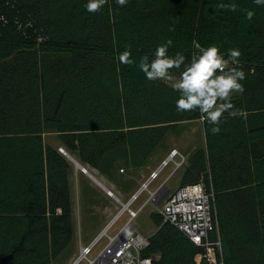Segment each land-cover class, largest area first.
Segmentation results:
<instances>
[{
	"label": "rangeland",
	"instance_id": "1",
	"mask_svg": "<svg viewBox=\"0 0 264 264\" xmlns=\"http://www.w3.org/2000/svg\"><path fill=\"white\" fill-rule=\"evenodd\" d=\"M31 1H37L36 9L40 7V17L45 20H40L43 32L37 31L39 42L53 37L57 42L75 39L83 45L109 42L156 48L172 31L169 13L180 6L190 12L198 9V0H127L124 7L116 0H107L99 12L89 13L85 8L88 0ZM251 34L254 50L264 52V5L256 14ZM9 35L22 36L13 27ZM182 69L172 72L178 75ZM178 97L179 93L165 81L122 80L115 59L106 55L38 44H1L0 264L30 229L37 203L49 200L52 184L65 187L69 193L71 215L57 222L61 209L36 221L37 233L29 237L26 251L13 264H72L81 246L89 245L123 207L117 198L112 202L103 198L102 190L94 185L95 194L85 202L76 183L75 162L62 154L60 147L78 161L80 155L93 161L79 162L115 188L123 202L173 149L179 150L186 161L169 178L168 188L175 191L199 181L207 190L215 191L217 221L210 239L220 241L224 234L232 252L229 264H264L262 241L255 231L243 227L234 197L236 189H244L250 192L255 211L264 204L256 198L251 169L252 157L264 153V141L250 142L247 138L250 128L264 124V72L259 77L250 76L242 94L232 95L234 110L242 114L232 117L225 112L216 135L211 132L213 125L201 124L198 110L178 112ZM61 98L60 112L52 120ZM70 145L79 149L72 150ZM55 150L66 162L52 170ZM173 166L172 162L166 166L150 188L164 181ZM148 197L147 191L141 193L133 208L140 207ZM163 204L148 202L142 208L133 220L139 232L154 237L166 222L159 225L156 221ZM127 219V213L121 215L109 233H116ZM161 233L166 236L159 239L169 246L164 259L174 258L172 262L177 264L178 256L181 259L180 254L188 252L192 256L186 264H209L206 260L197 262L203 249L192 245L175 226L166 225ZM106 242L103 236L91 257ZM155 255L156 260L161 259V253ZM79 264H88V260Z\"/></svg>",
	"mask_w": 264,
	"mask_h": 264
},
{
	"label": "trees",
	"instance_id": "2",
	"mask_svg": "<svg viewBox=\"0 0 264 264\" xmlns=\"http://www.w3.org/2000/svg\"><path fill=\"white\" fill-rule=\"evenodd\" d=\"M220 3H236L238 9L235 12L221 10L217 7ZM36 4L37 1L32 2L31 0H0V17H2L0 20V45L8 44L12 47H30L38 44L45 48H57L67 52L88 51L95 54L106 55L115 59L117 71L122 80L126 82L140 83L147 80L138 67L121 64L118 60V54L125 50H130L132 58L138 62L139 58L143 55H148L150 59L153 58L156 48L144 46L142 44L123 45L109 42L83 45L78 43L75 39L57 42L53 37L39 42L37 39V31L43 32L41 21L45 22V20L40 17V7L36 9ZM261 7L262 5H256L254 0H198V9H195L194 12L193 10L191 12L187 11V9L182 6L178 7L176 11L169 13L173 22L172 31L168 35V39L173 41L172 46L168 50L169 55L181 52L186 58H190L193 52L196 51L193 41H196L204 47L213 43L216 44L219 47L220 52L225 55V59L228 58L227 50L238 48L241 52V56L239 57L240 65L246 76V79L240 81V83L245 89L247 80L250 76L259 77L264 72V52L254 50V40L251 34V26ZM247 10H252L255 13L251 20L246 19ZM26 23H30V27L24 28ZM19 26H21L20 29H18ZM12 27L17 29L22 36L16 38L13 35H9ZM62 104L63 98L59 100L56 106V114L52 120L57 118ZM247 138L250 142L264 141V124L250 128L247 133ZM70 147L72 150L79 149L78 145H70ZM68 153L71 154L69 151ZM52 154L51 162L54 164V169L52 170H55L60 163L66 161L60 152L58 153L55 150L52 151ZM79 161L84 164L85 162L90 164L93 163V161H87L83 155L79 156ZM64 166H68V163H65ZM251 169L256 198L263 203L264 153L252 157ZM67 181L68 179H66L65 175V183H67ZM250 195V192L244 189H236L234 197L240 207V219L243 223V227H248V230L255 231L258 240L261 239L264 248V204L260 206L259 211H255L252 206ZM30 207H33V201L31 202ZM58 209H62V213L57 215V222L66 221L69 219L72 212V202L65 187L52 184L49 200L47 202L42 201L37 203V210L33 211L32 214L30 229L24 234L21 242L15 247L13 252L2 260L1 264L16 263L15 258L21 256L26 251L27 247L25 244L29 237L37 233L34 228V223L40 218L48 216L50 213L55 215ZM157 215L159 216V219L156 221L160 225L164 218L160 212L157 213ZM166 225L172 226L166 221L155 233L154 237H150V245L144 251L145 255H152L154 257V264H174L172 262L174 258L164 259L165 252L169 246L166 245L162 238L159 239V236H166L161 233L166 228ZM185 237L192 245H194L186 235ZM221 243L224 264H229L232 252L223 233H221ZM156 252L161 253V259L156 260ZM180 256L182 258L179 259L178 256L177 264H186L185 262H190L192 254L187 252L185 254L181 253Z\"/></svg>",
	"mask_w": 264,
	"mask_h": 264
},
{
	"label": "built area",
	"instance_id": "3",
	"mask_svg": "<svg viewBox=\"0 0 264 264\" xmlns=\"http://www.w3.org/2000/svg\"><path fill=\"white\" fill-rule=\"evenodd\" d=\"M59 151L64 155H69L63 147H60ZM185 161L183 154L173 149L127 201L123 202L118 199L123 207L89 245L81 246L79 256L72 264H79L84 259L88 260V264H154V257L144 254L150 245V237L139 232L133 223L148 202H154L157 205L164 203L160 209L164 221L175 226L194 245L203 249L197 257V262L206 260L209 264H224L221 240L212 241L210 239L214 223L216 224L217 221L214 191L207 190L202 182L188 183L179 186L175 191H171L167 186L169 178L182 169ZM171 162L174 164L171 173L155 189H151L153 181ZM161 190L164 194L160 197ZM144 191L149 193V197L140 207L133 208V204ZM124 213L128 214V219L116 233L110 234L109 229ZM103 236L107 237L106 244L91 257L94 248Z\"/></svg>",
	"mask_w": 264,
	"mask_h": 264
},
{
	"label": "clouds",
	"instance_id": "4",
	"mask_svg": "<svg viewBox=\"0 0 264 264\" xmlns=\"http://www.w3.org/2000/svg\"><path fill=\"white\" fill-rule=\"evenodd\" d=\"M107 0H88L85 5L89 13L99 12ZM116 3L124 7L127 0H116ZM258 6L264 5V0H254ZM217 7L221 10L235 12L238 9L236 3H220ZM255 13L246 11V19L251 20ZM173 41L168 39L158 45L154 57L143 55L137 62L132 58L131 51L125 50L118 54L121 64L136 66L149 81H165L170 83L174 91L179 93L176 100L178 112L199 111L200 122L213 125L211 132L216 135L221 131L219 125L225 112L232 117L242 114L240 110H234L231 97L234 93L242 94L244 86L240 81L246 79L245 72L240 65L241 52L238 48L227 50L228 58L220 52L216 44L207 47L193 41L196 51L190 58H186L181 52L169 55V48ZM183 69L178 75L173 74V69Z\"/></svg>",
	"mask_w": 264,
	"mask_h": 264
},
{
	"label": "crops",
	"instance_id": "5",
	"mask_svg": "<svg viewBox=\"0 0 264 264\" xmlns=\"http://www.w3.org/2000/svg\"><path fill=\"white\" fill-rule=\"evenodd\" d=\"M71 159L73 160V162H75L74 160L78 161L74 156H72ZM152 171H153V169L151 170V172ZM74 172L76 173V178H77L76 183L78 185L79 193H83L85 202H88L90 197L95 194L93 192L96 191V189L91 185H94L96 187L98 186V188H100V190H102L103 198H105L106 200L108 199L109 202H112L113 198L119 199L117 197V190L115 188H113L111 185H108L106 182H104V180L99 178L96 175L97 172L92 171V168H90L89 166H86L80 162H79V164L75 162L74 163ZM109 191L111 193H109ZM105 208L107 209V206Z\"/></svg>",
	"mask_w": 264,
	"mask_h": 264
},
{
	"label": "bare ground",
	"instance_id": "6",
	"mask_svg": "<svg viewBox=\"0 0 264 264\" xmlns=\"http://www.w3.org/2000/svg\"><path fill=\"white\" fill-rule=\"evenodd\" d=\"M67 156H69V158L71 159L72 158V156L69 154V155H67ZM72 160V159H71ZM76 163H78L79 164V162L78 161H76V160H74Z\"/></svg>",
	"mask_w": 264,
	"mask_h": 264
}]
</instances>
